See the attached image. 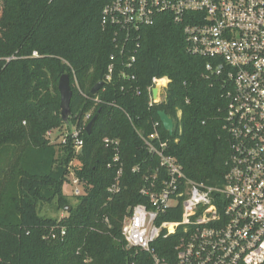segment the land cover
Returning <instances> with one entry per match:
<instances>
[{"label": "trees", "instance_id": "trees-1", "mask_svg": "<svg viewBox=\"0 0 264 264\" xmlns=\"http://www.w3.org/2000/svg\"><path fill=\"white\" fill-rule=\"evenodd\" d=\"M111 1L0 0V264H152L127 248L121 230L131 208L147 203L140 191L159 166L138 133L152 134L156 122L166 153L189 179L223 182L229 155L223 78L207 76L208 60L186 51L184 28L168 15L123 43L124 34L102 25ZM63 75L72 89L68 122L60 108ZM162 78L169 80L163 99L150 105L153 80ZM162 110L174 122L172 135L160 123ZM73 129L84 140L79 155ZM50 131L69 133L66 143L47 137ZM106 138L120 142L116 194L108 188L119 165L109 167L115 153ZM70 169L84 182L76 198L66 192ZM46 205L67 214L43 215ZM181 217L178 206L165 220Z\"/></svg>", "mask_w": 264, "mask_h": 264}, {"label": "built area", "instance_id": "built-area-1", "mask_svg": "<svg viewBox=\"0 0 264 264\" xmlns=\"http://www.w3.org/2000/svg\"><path fill=\"white\" fill-rule=\"evenodd\" d=\"M102 15L103 26L124 34L123 43L160 16H170L184 28L186 51L208 60L207 76L223 78L227 101L229 155L220 185L186 176L166 153L168 142L162 141L158 122L148 136L138 130L159 166L145 176L140 191L147 203L135 205L123 220L127 248L147 254L152 264H264V0H112ZM112 71L113 65L107 81ZM159 80H153L155 86ZM159 86L158 103L166 88ZM80 133L73 129L76 155L84 146ZM68 134L59 142L66 143ZM47 137L53 139V132ZM104 143L115 153L109 167L119 165L108 188L116 194L123 173L120 142L106 138ZM67 188L75 198L85 193L84 182L72 169ZM178 206L181 219L165 220Z\"/></svg>", "mask_w": 264, "mask_h": 264}, {"label": "water", "instance_id": "water-1", "mask_svg": "<svg viewBox=\"0 0 264 264\" xmlns=\"http://www.w3.org/2000/svg\"><path fill=\"white\" fill-rule=\"evenodd\" d=\"M103 82L98 83L92 90V93H96L102 86H103ZM58 89L60 92V96H61V104H60V108H61V116L64 122H68V118L71 115V110H70V101L72 98V89L70 86V79L68 75H63L60 80H59V85H58ZM159 93H160V86L156 85L153 89H152V97L155 103H158L159 101ZM158 116L160 118V121L164 127V129L170 134H173V130H174V122L172 120L171 117H169V115L165 112V111H159L158 112ZM98 115H95L92 120L87 124L86 126V132L88 135H91L94 124L97 120ZM67 210H69V207L66 208Z\"/></svg>", "mask_w": 264, "mask_h": 264}, {"label": "rangeland", "instance_id": "rangeland-1", "mask_svg": "<svg viewBox=\"0 0 264 264\" xmlns=\"http://www.w3.org/2000/svg\"><path fill=\"white\" fill-rule=\"evenodd\" d=\"M165 89L166 88L164 87L163 91H165ZM175 125H176V122H175ZM61 134H59V132H57V131L53 132V139L56 138L55 141L56 140L59 141L61 139V137H59V135H61ZM66 192L69 193L68 188H66ZM42 214L47 215L49 217H53V218H62L67 214V212L64 210L57 209L56 206H54V205H48V206L46 205L42 208Z\"/></svg>", "mask_w": 264, "mask_h": 264}, {"label": "bare ground", "instance_id": "bare-ground-1", "mask_svg": "<svg viewBox=\"0 0 264 264\" xmlns=\"http://www.w3.org/2000/svg\"><path fill=\"white\" fill-rule=\"evenodd\" d=\"M166 83H167V80H165V79L159 81V84H160V85H165Z\"/></svg>", "mask_w": 264, "mask_h": 264}, {"label": "crops", "instance_id": "crops-1", "mask_svg": "<svg viewBox=\"0 0 264 264\" xmlns=\"http://www.w3.org/2000/svg\"><path fill=\"white\" fill-rule=\"evenodd\" d=\"M163 79L167 80V83L165 84L166 87H167V86H168V82H169V80H168V78H162V79H160L159 81H161V80H163ZM159 85H160V84H159Z\"/></svg>", "mask_w": 264, "mask_h": 264}]
</instances>
